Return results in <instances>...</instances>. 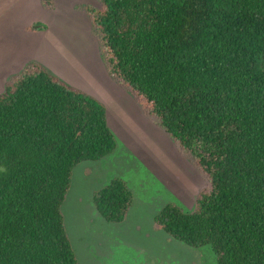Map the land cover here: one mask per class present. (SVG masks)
<instances>
[{
  "label": "trees",
  "instance_id": "obj_1",
  "mask_svg": "<svg viewBox=\"0 0 264 264\" xmlns=\"http://www.w3.org/2000/svg\"><path fill=\"white\" fill-rule=\"evenodd\" d=\"M87 14L110 77L191 153L208 184L192 210L168 204L156 225L210 247L216 264H264V0H100ZM114 148L94 97L35 62L9 77L0 92V264H77L61 211L71 172ZM131 202L121 178L93 195L112 223Z\"/></svg>",
  "mask_w": 264,
  "mask_h": 264
},
{
  "label": "rangeland",
  "instance_id": "obj_2",
  "mask_svg": "<svg viewBox=\"0 0 264 264\" xmlns=\"http://www.w3.org/2000/svg\"><path fill=\"white\" fill-rule=\"evenodd\" d=\"M0 0V92L30 62L94 97L105 108L115 148L71 172L61 206L77 264H216L210 247L194 248L171 238L155 223L170 204L192 210L206 187L190 152L181 150L155 118L108 74L87 10L100 0ZM33 24L43 29L30 30ZM121 178L132 194L126 217L105 221L93 195Z\"/></svg>",
  "mask_w": 264,
  "mask_h": 264
}]
</instances>
